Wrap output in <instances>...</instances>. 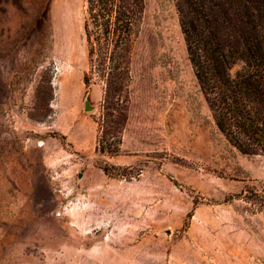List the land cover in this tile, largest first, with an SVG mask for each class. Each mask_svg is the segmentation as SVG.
Wrapping results in <instances>:
<instances>
[{"label": "rangeland", "instance_id": "1", "mask_svg": "<svg viewBox=\"0 0 264 264\" xmlns=\"http://www.w3.org/2000/svg\"><path fill=\"white\" fill-rule=\"evenodd\" d=\"M144 2L121 142L101 153L85 1L0 0L4 264H264V154L217 128L176 0Z\"/></svg>", "mask_w": 264, "mask_h": 264}, {"label": "trees", "instance_id": "2", "mask_svg": "<svg viewBox=\"0 0 264 264\" xmlns=\"http://www.w3.org/2000/svg\"><path fill=\"white\" fill-rule=\"evenodd\" d=\"M84 1L90 71L83 82L88 88L95 73L104 84L96 148L114 151L113 144L117 151L127 120L123 93L132 42L145 2ZM176 8L188 59L217 128L241 153L264 154V0H176Z\"/></svg>", "mask_w": 264, "mask_h": 264}, {"label": "crops", "instance_id": "3", "mask_svg": "<svg viewBox=\"0 0 264 264\" xmlns=\"http://www.w3.org/2000/svg\"><path fill=\"white\" fill-rule=\"evenodd\" d=\"M3 208H4V201L2 200L0 202V213L1 214H3ZM6 214H8V207L6 208ZM0 220H2V219H0ZM4 235L6 236L7 232H5L4 229H2V227H0V237H2ZM0 253H3V246L0 247ZM0 264H4L2 259H0Z\"/></svg>", "mask_w": 264, "mask_h": 264}, {"label": "water", "instance_id": "4", "mask_svg": "<svg viewBox=\"0 0 264 264\" xmlns=\"http://www.w3.org/2000/svg\"><path fill=\"white\" fill-rule=\"evenodd\" d=\"M86 108H88V107H86Z\"/></svg>", "mask_w": 264, "mask_h": 264}]
</instances>
